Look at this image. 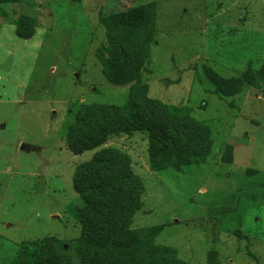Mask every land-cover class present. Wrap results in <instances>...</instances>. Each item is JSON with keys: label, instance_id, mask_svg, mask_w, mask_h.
Here are the masks:
<instances>
[{"label": "rangeland", "instance_id": "rangeland-1", "mask_svg": "<svg viewBox=\"0 0 264 264\" xmlns=\"http://www.w3.org/2000/svg\"><path fill=\"white\" fill-rule=\"evenodd\" d=\"M127 11H153V40H131L116 67L139 80L115 85L103 21ZM215 77L240 79L239 94ZM130 103L171 142L136 128L82 151L68 137ZM105 151L142 186L122 188L140 208L115 263L264 264V0H0V264H78L61 251L82 235L74 175Z\"/></svg>", "mask_w": 264, "mask_h": 264}, {"label": "trees", "instance_id": "trees-1", "mask_svg": "<svg viewBox=\"0 0 264 264\" xmlns=\"http://www.w3.org/2000/svg\"><path fill=\"white\" fill-rule=\"evenodd\" d=\"M151 12L146 13L143 11L142 17L136 19L133 16V11H127L111 17L110 20L103 21L104 26L109 29L113 43L110 47L113 55L110 62L105 65V70L110 72L107 71V78L111 83L126 85L133 80H139L137 71L134 72L132 69L119 70L116 66L120 60L129 57L127 50L134 49L135 44L132 43V39L139 37L146 38L149 41L153 40L152 31L149 30ZM133 28H136V30L133 31ZM126 31L128 32L126 33ZM123 46L126 50L122 49ZM141 48H146V44H143ZM217 80V77L213 78L215 84ZM219 82H217L219 94L224 98H232L238 95L242 88V82L238 78L222 84ZM147 102L151 103L150 101ZM136 112L138 110L130 103L122 110L116 109L113 113L103 115L101 119L80 125L79 130L81 133L78 130L71 131L68 137L75 139L76 136H79L82 140L79 145L82 146L80 147L82 151L100 148L105 144L107 136L129 133L136 130V128L147 131L148 138L153 145L171 142L168 131L156 123V117L152 111L150 115L145 114L144 117ZM176 122L178 127L183 126L182 121L178 118H176ZM189 133L192 134L193 131L189 129ZM88 136L90 137L88 138ZM85 144L88 146L83 148ZM70 146L72 148L71 142ZM75 152L78 154L77 151ZM108 154V151L101 152L91 162L80 166L76 170L73 184L74 191L82 198L81 204L84 207L83 210H78L82 235L77 241L63 244L61 251L64 254V261L65 259L71 261L72 256L77 259L78 264H119L110 259L109 254H112L113 251L114 254L117 252H121V254L129 253L133 244L128 242L131 239H136V236L129 231V225L132 217L140 208L138 197L132 195V193L127 197H123L122 188L124 185L128 186L131 183L135 185V190L140 192L142 190L141 182L129 171L122 172L121 170L122 173H118L112 170ZM163 154V149L150 154V166L153 172H160L164 169L163 160H158ZM95 168L105 169L104 172H101L104 174L92 173L88 178L84 177L85 173H91ZM131 186L133 187V185ZM167 226H160L157 228L156 233ZM64 245L68 246L67 250L64 249ZM51 262L59 264L58 256L53 257Z\"/></svg>", "mask_w": 264, "mask_h": 264}]
</instances>
